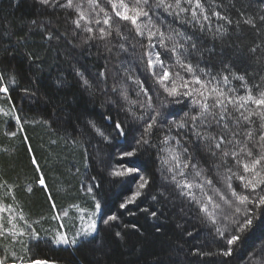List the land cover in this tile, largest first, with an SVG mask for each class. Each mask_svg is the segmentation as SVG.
<instances>
[{"label":"snow or ice","instance_id":"snow-or-ice-1","mask_svg":"<svg viewBox=\"0 0 264 264\" xmlns=\"http://www.w3.org/2000/svg\"><path fill=\"white\" fill-rule=\"evenodd\" d=\"M35 2L52 9V15H63L69 31L55 33L50 20L39 24L32 20V28L44 31L48 41L65 39L85 56L91 55L90 50L95 48L97 57L106 61L94 78L104 85L99 91L105 94L110 91L114 97L111 103L126 117L113 120L111 115L106 116L112 121L111 131L92 120L86 126L105 144L119 148L115 156L118 161L156 148L163 191L159 197L151 195V199L157 201L166 198V193L173 194L181 201V211L187 206L191 217L202 226L191 231L182 229V235L193 244L189 254L200 258L232 256L234 247L251 230L257 216L264 215V71L234 72L222 58L223 53L220 71L213 72L207 61L216 56L217 42L222 44L226 37L230 38V32L237 33L239 38L247 26L261 40L247 49V59L264 63V0L259 10L244 0H228L227 4L225 0ZM207 39L213 42L212 47L206 46ZM2 51L0 121L9 128L15 122V130L5 132L14 138L24 134L25 125L34 121L24 116L23 109L13 102L12 93L21 78L19 69L11 63L16 49L8 47ZM113 57L118 66H113V83L109 88L107 62ZM86 72L79 60L71 66L72 78L82 91L92 95L96 86ZM66 84L65 78L56 77L57 91L64 90ZM20 90L29 98L37 95L31 88ZM173 103H183L187 110L181 109L179 119L166 121L163 109ZM129 118L131 122L126 123ZM158 132L161 135L154 143L153 137ZM23 139L28 141L26 134ZM121 139L125 145L114 143ZM89 159L85 150L86 170L90 167ZM112 159L111 154L107 159L98 154L91 165L99 167L94 175L76 169L77 175L84 176L79 191L90 200L91 210L72 203L70 208L75 209L76 215L71 227L63 222L69 216L68 210L53 212L51 219L60 223L49 233L50 238L43 240L34 227L41 220L30 221L23 211L17 196L20 185L0 177V264H52L46 258H37L36 250L41 243L77 251L98 242V220L110 228L118 227V215L103 214L107 204L103 198L105 179L131 178L135 184V191L119 204L120 209L135 204L155 180L139 166L113 164ZM31 163L36 172L34 184L47 191L46 177L34 156ZM26 191L31 193L33 187L27 186ZM48 198L52 200L51 195ZM51 208L56 209L54 202ZM150 216L158 218L156 211H151ZM77 219L79 226L75 223ZM162 227L156 225L155 231L160 233ZM205 231L204 243L215 244L217 251H203L196 243ZM114 236L123 240L121 231ZM30 241L34 242L31 246Z\"/></svg>","mask_w":264,"mask_h":264},{"label":"trees","instance_id":"trees-1","mask_svg":"<svg viewBox=\"0 0 264 264\" xmlns=\"http://www.w3.org/2000/svg\"><path fill=\"white\" fill-rule=\"evenodd\" d=\"M244 2L254 4L256 10L261 7V0ZM225 3L227 4L228 0H225ZM32 20H36L38 24L50 20L51 29L55 33L63 34L69 31V25L63 15H52V9L43 8L35 0H0V56L3 55V48L16 49L15 58L11 63L19 69L21 78L16 91L12 93L13 102L23 109L24 116L34 121L25 125L27 142L23 139L24 134H18L14 138L5 135L6 131L15 130L14 121L11 122L12 128L0 121V177L20 185L18 199L30 221L41 220V223L34 227L40 231L42 240L49 239V233L59 224L57 220L51 219L54 212L51 208L53 202L61 210L69 211L70 221H73L76 215L75 209L70 208L72 203L79 204L85 210H91L90 200L79 191L80 181L84 176L77 175L76 169L79 168L85 175H94L99 167L93 168L91 165L98 154H103L106 159L111 154L113 164L123 163L125 167L139 166L155 180L135 204L129 205L127 209H120L119 204L135 191V184L131 182V178H124L123 181L120 178H106L103 198L107 204L103 214L118 215V227L110 228L98 220L97 243L77 251L41 243L40 248L36 250L37 258H46L54 264H158L160 261H163V264H261L264 259V215L257 216L251 230L243 236L239 245L234 247L232 256L200 258L189 254L193 244L189 242L190 238L182 235V229L191 231L194 227L202 226L191 217L187 206L181 211V201L173 194L166 193V198L157 201L151 199V195L159 197V193L163 191L160 187L163 180L156 148H149L146 152L138 153L136 157L118 161L115 156L119 148L105 144L86 126L87 121L92 120L102 129L111 131L112 121L105 119L106 116L111 115L113 120H125L126 117L124 112L118 111L111 103L114 97L110 91L108 94L99 91L104 85L94 78L106 61L97 57L95 48L90 50L91 55L85 56L81 54L80 48L74 49L65 39L48 41L44 31L31 27ZM68 38L71 39L70 36ZM254 42L260 43L261 40L247 26L239 33V38L237 33L230 32V38L226 37L222 44L216 43V56L207 61L208 66L213 72L220 71L219 59L223 53L222 58L232 66L234 72L243 74L247 70L255 74L264 71V63L247 59V49ZM206 46H213L211 39H207ZM77 60L87 69L88 79L96 86L92 95L82 91L72 78L71 66ZM107 64V83L110 88L113 83V66H118V63L113 57ZM57 76L67 80L62 91H57L54 86ZM23 88L36 91V97L26 96L20 90ZM130 96L136 98L132 92ZM181 109L187 110L183 103L166 105L163 109L166 121L179 119L183 114ZM42 121L49 123L44 124ZM129 122L130 118L126 123ZM160 135L158 132L153 137L154 143ZM74 140L77 142L73 143ZM114 143L125 145L123 139ZM85 150L90 157V167L87 170L83 167ZM33 156L46 177L47 191L34 184L36 172L31 163ZM30 185L33 191L28 193L26 187ZM49 195L52 196L51 201ZM151 211H156L158 218L151 217ZM73 222L69 223L67 218L69 227ZM75 223L78 226V219ZM132 225L137 228H132ZM156 225L163 226L160 233L155 231ZM116 231L122 232L123 240L114 236ZM206 236L205 231L196 243L203 251H217L215 244L204 243ZM25 239L27 240V237ZM32 243L34 242L30 241L29 245ZM181 248L183 250L179 251Z\"/></svg>","mask_w":264,"mask_h":264},{"label":"rangeland","instance_id":"rangeland-1","mask_svg":"<svg viewBox=\"0 0 264 264\" xmlns=\"http://www.w3.org/2000/svg\"><path fill=\"white\" fill-rule=\"evenodd\" d=\"M55 211H63V210H61L58 206H56V209L54 210V212H55ZM67 218L69 219V223H72V222H73L72 220L70 221V216H68V217H66V218L63 219V222H64V223L67 224ZM58 222L60 223V221H58ZM77 224H78V226H79V220H78V223H77Z\"/></svg>","mask_w":264,"mask_h":264},{"label":"water","instance_id":"water-1","mask_svg":"<svg viewBox=\"0 0 264 264\" xmlns=\"http://www.w3.org/2000/svg\"><path fill=\"white\" fill-rule=\"evenodd\" d=\"M51 262V261H50ZM52 264H54L53 262H52Z\"/></svg>","mask_w":264,"mask_h":264}]
</instances>
